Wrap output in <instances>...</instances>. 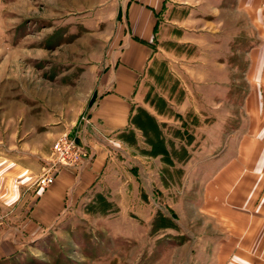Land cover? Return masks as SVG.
<instances>
[{
    "label": "rangeland",
    "instance_id": "rangeland-1",
    "mask_svg": "<svg viewBox=\"0 0 264 264\" xmlns=\"http://www.w3.org/2000/svg\"><path fill=\"white\" fill-rule=\"evenodd\" d=\"M122 3L0 0V220L15 215V191L37 186L54 139L77 136L105 89ZM139 84L141 142L115 147L103 189L41 235L25 237L0 264H246L198 254L231 236L222 219L199 208L219 162L237 158L242 143L245 157L264 143V0L168 4ZM215 156L205 172L201 158ZM261 201L262 193L255 204ZM255 234L220 244L263 249L262 225Z\"/></svg>",
    "mask_w": 264,
    "mask_h": 264
},
{
    "label": "crops",
    "instance_id": "crops-1",
    "mask_svg": "<svg viewBox=\"0 0 264 264\" xmlns=\"http://www.w3.org/2000/svg\"><path fill=\"white\" fill-rule=\"evenodd\" d=\"M182 1L124 0L123 7L116 14L120 36L109 76L103 86L106 87L98 93L85 121L77 126L78 140L92 150V160L79 170L62 169L46 188L29 186L23 191L19 188L15 191V215L0 220V260L16 255L25 237L41 235L66 219L89 193L103 189V180L110 177L112 150L140 141L138 131L143 134L144 127L134 119L140 77L152 56V42L162 11L168 4ZM244 146L245 143H242L237 158L225 165L219 162L216 169L212 165L209 168L206 162L214 161L216 165L219 161L217 156L210 161L206 157L201 158V163L204 161L206 165L205 172L208 168L213 170L203 185V201L199 209L204 211V215L222 219L230 227L231 236L216 237L214 247L204 252L200 248L198 254L215 258L243 257L246 264L251 263L244 257H263L264 264V248L254 251L249 246L223 248L220 244L226 239L233 242L254 241L258 236L255 234L256 225L264 228V143L256 141L247 157ZM183 167L189 169L187 163ZM251 177L254 178L252 182ZM134 185L138 191V185ZM260 193L262 201L255 204ZM140 217L138 225H142ZM137 235L132 236L134 241Z\"/></svg>",
    "mask_w": 264,
    "mask_h": 264
},
{
    "label": "built area",
    "instance_id": "built-area-1",
    "mask_svg": "<svg viewBox=\"0 0 264 264\" xmlns=\"http://www.w3.org/2000/svg\"><path fill=\"white\" fill-rule=\"evenodd\" d=\"M84 118L83 121H85ZM92 152L78 137L68 132L60 133L53 141L49 158L36 184L41 188L50 186L56 175L64 168L79 170L92 160Z\"/></svg>",
    "mask_w": 264,
    "mask_h": 264
}]
</instances>
